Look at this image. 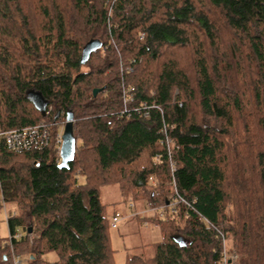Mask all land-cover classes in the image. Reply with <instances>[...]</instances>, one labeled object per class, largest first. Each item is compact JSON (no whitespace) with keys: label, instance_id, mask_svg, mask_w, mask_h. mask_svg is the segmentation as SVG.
<instances>
[{"label":"trees","instance_id":"16d2710c","mask_svg":"<svg viewBox=\"0 0 264 264\" xmlns=\"http://www.w3.org/2000/svg\"><path fill=\"white\" fill-rule=\"evenodd\" d=\"M92 41L100 47L82 63ZM32 91L44 96L45 116ZM68 112L77 148L61 169L55 137ZM40 121L48 147L6 149L3 133ZM171 159L182 163L175 187L197 201L163 218L137 216L163 237L153 256L125 264H214L220 233L236 264H264V0H0V215L15 205L8 232L24 233L5 244L0 232V264L16 254L29 264H115L118 210L108 212L103 188L117 186L133 211L136 202L160 206L174 187L150 177L171 180Z\"/></svg>","mask_w":264,"mask_h":264},{"label":"rangeland","instance_id":"374dc122","mask_svg":"<svg viewBox=\"0 0 264 264\" xmlns=\"http://www.w3.org/2000/svg\"><path fill=\"white\" fill-rule=\"evenodd\" d=\"M112 14V12H111ZM189 47L185 51V58L187 61L191 60ZM193 53V52H192ZM180 54H182L180 52ZM184 60V55L181 56ZM229 71V70H228ZM227 72V71H226ZM220 77V75H219ZM178 90H176V93ZM61 127V126H60ZM59 127V128H60ZM61 129V128H60ZM64 129V128H63ZM81 177H79V181H81ZM151 181V180H150ZM152 182V181H151ZM154 185H171L170 180L167 181H156V183L152 182ZM121 194L117 186H106L102 190L101 200L103 203L108 205V212L113 213L114 211H119L122 214L123 219L119 222L117 228H112L111 232V241L112 248L114 249V261L115 264H125V261L128 257L133 255H141L143 257H151L154 255L153 244L161 241L163 234L159 229V226L156 222L150 221L147 219H143V222L139 221L137 216L149 217L152 219L151 215L147 211L146 205L147 201H143L140 204L136 202V207L133 209L129 206L131 201L122 202ZM162 205V204H161ZM153 206V205H152ZM157 207V206H156ZM16 206L12 204L4 205V212L0 215V232L2 236L6 237L8 235V226H7V217L13 211H15ZM136 212L137 214H133ZM1 218L3 220H1ZM37 236L34 234L31 238H36ZM224 241V250L226 254H222V258L220 260L221 263L215 262L214 264H229V258H235L234 262L231 264H236L238 259V254L233 249L232 239L226 235ZM18 255V254H16ZM46 260H56L57 254L55 252H48L43 256ZM21 263L19 264H29V260L26 256L20 257Z\"/></svg>","mask_w":264,"mask_h":264},{"label":"built area","instance_id":"2783aa9c","mask_svg":"<svg viewBox=\"0 0 264 264\" xmlns=\"http://www.w3.org/2000/svg\"><path fill=\"white\" fill-rule=\"evenodd\" d=\"M123 93H124V97L126 101L134 100L135 88L133 86H124ZM180 105L182 104L180 103ZM135 110L136 109L134 108L132 109L124 108L122 112L127 113L128 116H131V114ZM143 115L145 118L149 119L150 111L145 109V111L143 112ZM63 130L64 129H62L61 131H58L55 137L56 148L58 149L59 155H60L61 146L63 143V139H62ZM170 130L171 128H169L167 125L161 128V133L164 136V139H162L161 142L163 144L168 145L169 155H172L173 148L176 146V144H175L173 137L171 136ZM3 136H4L6 149L14 153H22V152L29 151V150H43L46 147H48L53 140L50 130L44 121H40L38 124L34 126H28L24 128L9 130L3 133ZM157 159H160L159 154L157 155ZM61 161H62V158L60 155L57 162L61 163ZM181 164H182L181 162H177L174 159H171L172 179L170 180V184L174 187V193L171 195L169 199H167L160 206L156 207V206H152L150 203H147L146 208H147V211L149 212V215H151V217L163 218L166 215L177 214L179 210V206L181 204L192 206L197 201V197H192L191 199H189L175 187L176 181H175L174 174L176 170L182 166ZM150 180L154 183H156L157 181L153 176L150 177ZM129 206L133 208L134 205L133 203H130ZM133 214L135 215L137 213L133 212ZM122 219H123L122 214L119 211L115 212L112 215V219H111L112 228H117L119 222ZM23 234L24 233L20 229H17L13 234L8 232V235L5 237L4 243L8 244V243H11L13 239H20L23 237ZM31 236L33 235L30 234V237ZM220 236L222 237L223 240H225L224 234L220 233ZM223 254L225 255L226 252L224 251ZM20 257H21L20 255H14V264L21 263ZM235 258H236V255H235ZM235 258L234 259L229 258V264H231V262H234L236 260ZM217 263H221V262L218 261Z\"/></svg>","mask_w":264,"mask_h":264},{"label":"water","instance_id":"95a60500","mask_svg":"<svg viewBox=\"0 0 264 264\" xmlns=\"http://www.w3.org/2000/svg\"><path fill=\"white\" fill-rule=\"evenodd\" d=\"M96 46L100 47V42L98 41H92L90 42L82 55V63H84L91 50H93ZM105 87L100 88H94L93 89V95L96 96L98 92L102 91ZM30 98L35 105L36 109L40 110L42 115L45 116L47 114V102H45V98L42 95L41 92L38 91H32L30 93ZM63 143L61 146L60 155L62 158L61 163L59 164V168H68L69 164L74 160L76 148H77V139L74 135V116L72 112L67 113L66 117V124L64 126L63 135H62ZM32 228L28 229V232H31ZM6 258V256H5Z\"/></svg>","mask_w":264,"mask_h":264}]
</instances>
